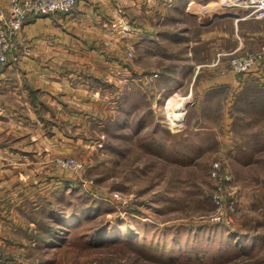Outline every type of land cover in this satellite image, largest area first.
Returning <instances> with one entry per match:
<instances>
[{
	"label": "rangeland",
	"instance_id": "1",
	"mask_svg": "<svg viewBox=\"0 0 264 264\" xmlns=\"http://www.w3.org/2000/svg\"><path fill=\"white\" fill-rule=\"evenodd\" d=\"M157 1L122 0L107 18L95 16L98 8L89 3L71 23L60 20L59 33L45 31L41 56L56 58L48 63L63 77L61 90L46 94L52 129L33 112L24 121L14 114V123L0 131L13 151L12 163L0 167L7 181L0 189L24 187L26 193L16 196L20 203L35 201L38 221L52 223L62 214L67 222L59 238L41 239L39 251L29 248L35 256L28 262L20 256L11 264H264V84L248 82L229 100L220 90L197 99L180 96L190 88L180 81L174 94L158 95L176 68L167 65L165 48L179 53L189 44H165L159 37L157 47L150 40L152 11L165 9ZM205 4V16L253 23L250 44L238 33L235 47L218 53L221 61L228 52L264 43V18L221 0ZM167 9L173 16L160 25L197 26L193 16L180 19L177 7ZM207 45L188 46L192 62L203 60V75L211 74L212 59L198 53ZM254 68L264 75V67ZM69 85L77 91L67 95ZM212 105L216 112L205 114ZM224 106L231 108L229 122L219 112ZM191 124L223 129L208 130L215 136L196 144L181 135ZM57 157L83 166L64 169ZM6 199L0 196L1 230L18 217L14 208L5 210Z\"/></svg>",
	"mask_w": 264,
	"mask_h": 264
},
{
	"label": "crops",
	"instance_id": "2",
	"mask_svg": "<svg viewBox=\"0 0 264 264\" xmlns=\"http://www.w3.org/2000/svg\"><path fill=\"white\" fill-rule=\"evenodd\" d=\"M202 1L204 2H197L196 0H158L157 3L165 9L160 8L159 10L152 11L151 16L153 22L149 28L150 40L155 41L157 47H160L159 39H157L159 37L166 42L165 44L173 45L178 43V45H180L184 42L189 44L184 51L179 50V53H173L174 51L172 49L168 50V48H165L167 54L166 59L168 60L167 65L176 68H174L175 72L173 73L172 78L170 75L167 77L170 83L166 84V86H162L157 91L158 95L165 92H167V94H174L176 92L175 90H177L174 88H178V81H180L181 83L189 82L190 87L189 95L185 93L180 94V96L184 97L187 95L188 97H196L197 99L204 96L202 93H214L215 91L220 90L223 91V96L227 97V100H229L232 93L243 89L248 82H259L260 84H264V75H258L255 72L257 71L255 68L243 74H237L234 72L221 73L222 66L226 64L225 60L229 57V52L226 54L227 56L224 57L225 59L223 61H221V55H218V53L221 54V52L225 53V51H231L236 45L235 36L238 35V33L241 34V38L244 39L242 43L245 46H248L251 40V36L249 35H253V23L249 21V19L243 21L239 20L233 23L228 17L220 18L215 17L213 14L205 16L202 12V6H204V3L209 4V1L212 0ZM8 2L9 0H0V17L6 12ZM120 2H122V0H78L77 5L68 13H53L51 15L30 17L25 21L14 37L13 47L10 51L8 61L0 69V131L14 123L12 118L14 117V114H20V120L24 121L26 118H23L22 116L32 112L37 114L38 119L45 123L46 129H52L50 118L48 116L49 110L46 109V107L49 108L53 103L50 102V95L46 94L47 92L53 94L52 92H54V90L60 91L62 88L61 84L63 82V77L59 75L57 71H54L58 69H54L48 63V61L51 62L56 58L49 60L42 58L41 56L42 54L40 51L42 50V47L40 42L46 38L45 31L51 28L56 34L59 33V29H61L60 20H64L63 18H65V21L71 23L73 20L79 18L81 13L83 14L82 11L85 7L84 5H88L89 3H95V8L99 9L95 10V16H103L107 18V15L109 14L108 10L112 9L113 4L117 5L120 4ZM181 2L184 4L182 5L183 9L178 10V4H181ZM170 7H177V13L175 15H177V17L179 16L180 19H183V14L193 16L197 20V26L189 28L188 26L176 27V25H160V22L168 19L169 16L173 14V9H167ZM261 24L262 27H264V21ZM194 30L198 31L196 37H190V34L193 33ZM207 41L209 42V45H207L206 49H202L200 54L198 53V57L200 56V58L203 59L205 55L206 58L210 60L212 59V63L208 66V70L211 71V74L203 75L201 71L199 73V68H201L202 71L205 69L202 62L203 60L192 62L188 57V52L190 51L188 46H196L198 43ZM226 42H228V45H225ZM170 52L172 53L170 54ZM178 54L180 57L176 58ZM183 56L185 58H183ZM178 60L181 62L180 65L177 63ZM192 65H195V68L190 67L184 69L182 67H189ZM154 70L157 72L159 69L156 67ZM196 78L197 80H195ZM194 81L195 88H193ZM66 89H68V92L66 93L67 95L77 91L75 87L70 85L69 87H66ZM56 105L58 104L56 103ZM213 106L214 105L209 109H204V113H215L216 111ZM220 109L219 112L225 116L224 120L230 121L231 108L224 106ZM197 112L199 113V109ZM27 120L29 121L28 118ZM39 120L36 122L39 123ZM221 124H223L222 121ZM167 126L169 128V125ZM214 128L219 130L223 129L211 124L197 126L191 124L187 129H184V132H182L181 135L187 140L193 139V143H199V140L201 141L205 139L208 135L215 136L214 133L208 131L213 130ZM219 136L221 137V135L218 134L217 139L221 141L222 139L220 140ZM225 143H227V141ZM8 147L7 142H2L0 140V167L12 163L11 158L13 151ZM1 172L2 170L0 169V187L3 186L1 184H6L7 182L6 179L3 180L6 175H3ZM18 193L24 195L26 190L24 187H21L19 191L18 188L15 189L8 184L5 185L3 189H0V196L4 195V198L9 200L5 210L13 211L14 208L17 210L16 215H18L16 218L13 216L14 221L7 222L8 224H6L5 230H1L0 224V252L12 259V262L20 256L23 257V260L25 259V261L33 258L35 255L32 253L34 250L38 249L36 248V245L39 246L38 241L41 239L43 240L38 234L36 218L38 210L37 204L31 199H25L26 201L20 203L23 198L18 199V196H16ZM5 234L8 237H5ZM25 246L28 250L29 248L33 249V251L29 250L30 252L28 255L24 254L23 250H25L26 253ZM36 254L37 256L39 255V253Z\"/></svg>",
	"mask_w": 264,
	"mask_h": 264
},
{
	"label": "built area",
	"instance_id": "3",
	"mask_svg": "<svg viewBox=\"0 0 264 264\" xmlns=\"http://www.w3.org/2000/svg\"><path fill=\"white\" fill-rule=\"evenodd\" d=\"M78 0H9L7 10L0 17V69L8 61L13 40L25 21L30 17L53 13H68L76 5ZM231 7H241L258 19L264 18V0H221ZM130 55L131 50H127ZM226 68L221 73L228 71L246 73L254 67H264V43L258 50H245L241 53L229 55L226 59ZM157 76L154 72L147 77L150 83ZM56 165L64 169H80L81 161L73 157H57ZM216 173L212 171L214 176ZM216 176V175H215ZM218 176V175H217ZM216 199V196L213 197ZM0 264H11V259L0 252Z\"/></svg>",
	"mask_w": 264,
	"mask_h": 264
},
{
	"label": "trees",
	"instance_id": "4",
	"mask_svg": "<svg viewBox=\"0 0 264 264\" xmlns=\"http://www.w3.org/2000/svg\"><path fill=\"white\" fill-rule=\"evenodd\" d=\"M60 216H62V214ZM60 216L55 217L53 215V218L51 219L52 223H50V220L46 221L48 219L39 218V221L37 220L38 234L43 238L44 241H54L55 239L59 238L60 232L66 227L65 223L67 222L63 220L61 221L59 219Z\"/></svg>",
	"mask_w": 264,
	"mask_h": 264
}]
</instances>
